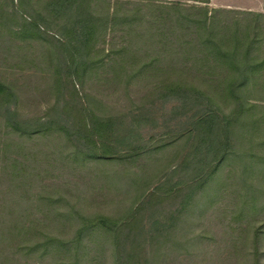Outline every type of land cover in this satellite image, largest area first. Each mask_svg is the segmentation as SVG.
<instances>
[{"label": "rangeland", "instance_id": "obj_1", "mask_svg": "<svg viewBox=\"0 0 264 264\" xmlns=\"http://www.w3.org/2000/svg\"><path fill=\"white\" fill-rule=\"evenodd\" d=\"M48 1L0 0V264H264V0ZM247 27L260 67L220 95ZM246 106L206 155L198 119Z\"/></svg>", "mask_w": 264, "mask_h": 264}, {"label": "trees", "instance_id": "obj_2", "mask_svg": "<svg viewBox=\"0 0 264 264\" xmlns=\"http://www.w3.org/2000/svg\"><path fill=\"white\" fill-rule=\"evenodd\" d=\"M78 1L81 2L80 0H53L48 1V3L46 4L47 6L53 7L58 10L62 7V4L76 3ZM174 10L178 13L182 11V9ZM196 11L201 12V14L204 15L205 23L211 21L212 15H215L216 13H222V11H216L215 9H211L210 11L209 9H196ZM252 16L255 19H258L261 15L256 14ZM79 23L80 25L74 31L77 41L83 38L89 31V26L87 23H84V19L79 20ZM229 39L231 44V47L229 49L227 48V46L223 49V46L218 42H215V44H213L216 53L219 55V57H221V59H218V65L225 64L232 71L230 74H226L222 78V80L217 81L218 83L214 90L215 92L220 91L221 93H218L220 95H222V93H224V95H235L238 90H240L242 87H245L248 82L250 83L253 80L251 78V74L256 71V68L260 67L259 63L256 65L253 63V55L255 53L257 42V33L252 35L248 27L244 32H240V29L238 28L230 34ZM12 96L13 95L8 92L7 88L0 84L1 107H3L5 102H8ZM208 101L211 102V97H208ZM214 102L213 104H216V102ZM248 107L249 106H246L245 110L242 107V109H232L231 111L223 113L216 112V110L209 108L207 109V112L198 119V121L196 122V127L200 126L198 131L201 133L198 134L196 138L200 140L201 137V145H203L204 143L207 144L206 155L210 154L212 145L216 147L214 150L218 154L229 147L230 138L232 139L235 135L233 124L240 121V117L244 115L243 113L244 111L248 110ZM9 115L11 114L9 113ZM24 128H28V124H25ZM16 130L18 132L21 131V129L19 128H16ZM39 132V130L35 131V133ZM194 151L197 154L198 151H200V147L198 146ZM208 177L209 174L202 175L194 179V181H192L193 183L191 184L198 187L200 184L204 183V181L207 180ZM99 219V221L104 224L106 217H99ZM80 262L81 260L78 259V261L74 263L78 264Z\"/></svg>", "mask_w": 264, "mask_h": 264}]
</instances>
